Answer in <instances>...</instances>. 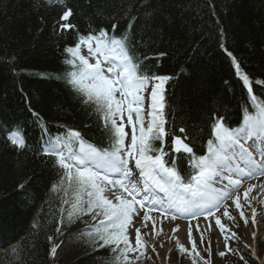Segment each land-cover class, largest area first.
I'll return each instance as SVG.
<instances>
[{"label":"snow or ice","instance_id":"1","mask_svg":"<svg viewBox=\"0 0 264 264\" xmlns=\"http://www.w3.org/2000/svg\"><path fill=\"white\" fill-rule=\"evenodd\" d=\"M45 6L61 9L53 25L55 35L63 38L75 32L76 42L65 43L63 47V63L67 69L64 80L80 103L92 108L102 121L107 138V146L98 145L67 124L59 125L52 133L25 94L28 110L41 128L37 154L47 157L58 169V182L49 189L60 194L59 218L52 234H46L49 256L57 258L58 250L75 235L69 232L64 236V229L84 216H91L94 223L77 230L80 239L87 238L94 247L111 248L110 264H139L142 257L146 258L148 247L159 257L156 247L147 244L142 229L149 228L151 222L154 236L165 235L162 228L157 229L160 217L173 221L178 217L214 219L215 227L224 235L225 249L234 252L228 242L240 237L222 222V217L238 225L237 217L230 212L233 209L247 225V208L255 226L257 208L253 201L257 196L251 194L254 190L264 193V182H249L244 186L245 180L264 177V79L254 78L244 70L241 60L223 43L221 29L220 47L230 58L246 99L240 106L239 123L235 127L226 122L227 116L212 113L209 138L204 146L206 152L197 155L196 145L184 126L177 127L173 119L171 129L168 127V86L183 70L173 77L144 66L148 60L155 59L159 67L167 52L159 51L140 60L133 55L128 31L116 34L117 23L111 24V30L89 25L82 33L71 22L74 12L65 0H33L32 7L37 12ZM96 15L103 16L104 10L100 9ZM83 49H87L86 55ZM2 130L14 149H29L19 126H4ZM185 162L186 170L182 168ZM27 183L26 180L18 184V190L23 191ZM218 183L223 187L217 188ZM137 221L140 227L136 226ZM31 227L36 229L38 225L33 221ZM207 227L213 230L210 223ZM178 230L179 225L172 232ZM131 231L135 233L134 245L130 240ZM196 231H200L198 224ZM251 235L256 237L255 232ZM57 236L64 239L56 242ZM169 239L175 240L181 255L200 257L191 223L187 229L191 250L176 236ZM199 242L205 243L202 235ZM18 243L9 245L6 251L15 253V264H24L23 248H18ZM160 248L163 249V244ZM206 251L211 254L210 247ZM129 253L136 255L130 258ZM218 254L226 256L224 251ZM240 259L244 257L241 255ZM204 264H210V260H204Z\"/></svg>","mask_w":264,"mask_h":264},{"label":"trees","instance_id":"2","mask_svg":"<svg viewBox=\"0 0 264 264\" xmlns=\"http://www.w3.org/2000/svg\"><path fill=\"white\" fill-rule=\"evenodd\" d=\"M65 2L74 12L71 21H76L82 33L89 25L111 30V24L117 23L116 34L128 31L133 55L140 60L159 51L168 53L159 67L150 59L144 64L146 68L173 77L183 70L168 86V127L171 129L173 119L177 127L184 126L197 155L206 152L212 113L227 116L226 122L235 127L246 99L230 58L220 47L221 29L223 43L241 60L244 70L264 79V0ZM32 3L0 0V264H15V253L6 250L16 242L23 248L24 264H110L111 248L94 247L87 238L81 240L77 230L85 225L76 226L75 220L66 226L64 236L69 232L75 235L58 250L57 258L49 256L46 234H52L60 207V194L49 189L58 182V169L31 146L14 149L2 132L4 126H26L31 121L26 94L32 109L47 124L73 126L89 141L107 146L102 121L62 82L67 71L63 47L76 42L75 33L69 42L70 33L61 40L53 27L59 8L45 6L37 12ZM100 9L103 16L96 15ZM256 90L259 95L260 89ZM182 168L187 169L186 162ZM26 180L25 189L18 190V184ZM33 221L38 228L31 227ZM64 236H57L56 242ZM139 264H143V257Z\"/></svg>","mask_w":264,"mask_h":264},{"label":"rangeland","instance_id":"3","mask_svg":"<svg viewBox=\"0 0 264 264\" xmlns=\"http://www.w3.org/2000/svg\"><path fill=\"white\" fill-rule=\"evenodd\" d=\"M83 53L87 54V49H83ZM94 62V60H92ZM130 131V129H126ZM261 183L264 182V177L253 180H245L244 186L246 187L247 183ZM243 193V188L241 189V194ZM251 195L257 196L256 203H253V206L257 208V224L259 225L256 228L251 223V218L249 217L250 210H246V215L249 217V223L245 225L242 220H239L238 213L233 209H230L232 215L237 217L239 221L238 225L234 224L231 221H228L226 218L222 217V222L225 223L232 231H235L240 239H230L229 247L234 250V252H228L224 247V235L220 234L219 229L215 227V220L205 221L202 216L198 220H177L173 221L170 218L165 219L160 217L157 222V229L162 228L165 235L154 236L151 233V222H149V228L142 229V234L144 235L145 240L149 246H155L157 252H159V257L156 253L151 251V247H148L146 250V258L143 257V264H193V260H198V264H204V260H210V264H244V261H247V264H250L252 260L253 264H264V193L254 190ZM157 215V214H154ZM76 226L86 225L94 223L91 219V216H84L80 219H75ZM183 223V229L181 230V235L176 236V233H173L171 236L167 235V227L173 224H178L181 226ZM193 226V238L197 242V251L200 253V257H196L195 254L189 256L188 254L181 255L175 247V240L169 239V237L176 236L180 239L182 243L185 244V247L191 250L192 244L187 240V229L189 224ZM212 225L213 230H209L207 225ZM199 225L200 231H196V225ZM137 227H140V221L136 223ZM183 231V232H182ZM256 233V237H252V233ZM203 236L205 243L201 244L200 237ZM230 235V234H229ZM130 240L133 245L135 243V233L131 231ZM210 241V244L208 243ZM163 244L165 247L166 253L164 254L163 249L160 248V245ZM247 245V247L245 246ZM211 249V254L206 251L207 248ZM171 250V251H169ZM226 252L225 257L219 256V252ZM134 253H129L130 258L133 257ZM244 257V260L240 259V256ZM167 257V259H162ZM184 257V258H183ZM142 259V258H141ZM188 261H185V260Z\"/></svg>","mask_w":264,"mask_h":264},{"label":"bare ground","instance_id":"4","mask_svg":"<svg viewBox=\"0 0 264 264\" xmlns=\"http://www.w3.org/2000/svg\"><path fill=\"white\" fill-rule=\"evenodd\" d=\"M59 8V7H58ZM60 11H61V9L59 8V13H58V15H57V19H58V17H59V14H60ZM74 21V20H73ZM71 21L72 23H74V24H76V21ZM75 32H70V35L68 36L69 37V39L67 40L66 38V42H69L70 41V39H71V37H72V35L74 34ZM64 39V37L63 38H61V40H63ZM63 56V55H62ZM40 75H41V73H39ZM62 82H63V84L66 86V87H68V85L65 83V80H62ZM28 109V108H27ZM28 112H29V110H28ZM31 114V113H30ZM41 116V115H40ZM42 117V116H41ZM43 121L44 122H46V120L43 118ZM47 123V122H46ZM13 125H16V126H19L20 128H21V130H22V132H23V134H24V137H25V139H26V142H27V144L29 145V143H30V145H29V147L31 146V147H33V148H35V149H37V150H39V147H40V143H41V140H40V138H41V128H40V126H39V124L35 121V118L32 116V114H31V121L28 123V124H26V126H23V125H21V124H18V123H13V124H11L10 126H8L9 128H11ZM48 125V128H49V130L52 132V133H55L57 130H58V128L55 126V125H49V124H47ZM28 130V131H27ZM2 132H3V130H2ZM4 133V138L6 137V133L5 132H3ZM6 139V138H5ZM32 141V142H31ZM257 201V200H256ZM256 201H253V203H256ZM249 217H250V215H249ZM178 224H173L172 226H168L167 227V235L168 236H171L174 232H172V229L173 228H175L176 226H177ZM183 223H181V226L179 225V230L177 231V232H175L176 234V236H178V235H181V230L183 229ZM255 227L256 228H258L259 227V225L258 224H256L255 225ZM183 232V231H182ZM163 252H164V254L166 253V249H165V247L163 248Z\"/></svg>","mask_w":264,"mask_h":264}]
</instances>
